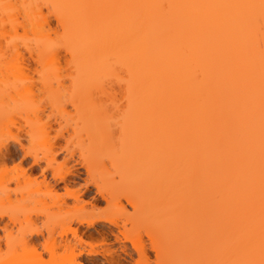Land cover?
I'll return each mask as SVG.
<instances>
[{
  "label": "bare ground",
  "instance_id": "obj_1",
  "mask_svg": "<svg viewBox=\"0 0 264 264\" xmlns=\"http://www.w3.org/2000/svg\"><path fill=\"white\" fill-rule=\"evenodd\" d=\"M61 50L69 88L60 75ZM33 64L50 102L34 106L37 119L29 123L36 124L28 132L46 158L26 151L21 136L13 138L32 165L56 160L43 114L48 108L64 119L61 105L71 96L76 115L59 131L66 154L79 149L89 173H101L110 158L120 181L111 187L96 177L98 191L123 208V200L139 202L138 209L149 203L135 222L148 221L145 231L164 254L159 264H264V0H0V77L25 74ZM8 80L0 81L6 85L0 83V94L18 89ZM4 136L0 130V164L15 156ZM64 172L49 180L42 169L35 178L46 190H30L27 200L39 214L49 213L38 207L41 195L58 208L75 195L67 185L65 195L58 191L60 181L67 183ZM84 209L77 208L73 220L93 225ZM104 220L117 226L114 218ZM68 225L60 241L51 231L29 232L35 250L40 245L50 252V264H85L67 232L85 241L71 219ZM98 232L104 242L105 232ZM131 242L145 254L140 239ZM102 254L117 261L113 252ZM37 259L26 264L42 262V253ZM13 264L22 263L15 258Z\"/></svg>",
  "mask_w": 264,
  "mask_h": 264
},
{
  "label": "rangeland",
  "instance_id": "obj_2",
  "mask_svg": "<svg viewBox=\"0 0 264 264\" xmlns=\"http://www.w3.org/2000/svg\"><path fill=\"white\" fill-rule=\"evenodd\" d=\"M52 19L56 24V19L53 16ZM22 30V28H18V34H20V36L23 33ZM21 45L20 47H22L21 51L24 54V58L28 61L30 59L28 51L25 49V47H23V45ZM66 60L67 55L63 50H61V64L63 65V69L61 70L60 75L61 78L63 76V80L66 77V80H64L66 83H63L66 84V87L68 86L69 88L70 83L68 82H70V80L68 81V78L66 76L69 75V67L65 65ZM34 67L35 65L33 64L29 70H26L25 74L27 73V77L25 76V74L20 73H17V76L11 73L10 75L6 76V78L0 77L1 79H4H0V81L6 82L9 81L8 79H10V82H14V78H18V80L21 78L23 81V84H21L25 85L22 86L19 85L20 83L17 84L18 80L16 79V82H14L13 85L15 86L16 83V85L18 86L17 90L19 92L10 86V93L6 92L8 94H0V130H3L5 132L4 137L8 139L7 141L13 144L12 151L15 153V156L12 159H10L4 164H0V212L5 211L7 213L6 215L0 217V264H13V260L15 258L19 263L22 264H26L30 261H34L36 263L38 262L37 258L39 253H42V262H40L39 264H50L52 258L50 252L42 250V247L40 245H38V248L35 250L34 244H36V242H33L29 239V232L31 230L37 229L42 231L44 234H47L49 231H51L57 237L58 241H60L59 235L64 231V229L68 228V223L70 219L71 225L73 227H78V232L82 235L85 241L83 244L75 242L73 234L67 232V236L69 237V239H71L73 243H75L74 252L76 254H79L81 252L78 255V261H82L85 264H138L137 261L139 259H145L149 262V264H159L163 260L164 254L163 251L157 250L158 246H156V244L158 243L156 241L158 240H152L151 238L153 237L151 236L153 234H151L150 236L145 231L144 227L147 226L148 221H146L147 223L140 222V224H138V221L135 222V220H137L138 218L140 219L144 217L143 214L146 213V210H144L145 206L149 203L145 204L141 201H144V199L146 200L148 196L144 195L145 197H147L142 198L143 200L140 199L141 197L139 198L140 203L145 204H140L141 207H139V209H143L144 207L143 211H145V213L142 212V210L138 209L139 202L137 203L138 205L134 203V207L132 206L133 204L130 205L126 200H123V204L125 205V207H121V204H118L119 202L115 203V201L111 199V196L109 194L102 195L98 191L97 186L93 183V179H95L96 177L98 178V180L97 178L96 180L100 181L101 184L103 183L102 180L104 179L106 181H104L106 185L107 183L108 185L111 184V187L116 186V184L120 181L121 177L119 178L116 171L118 169H115L113 167V162L111 163L112 160L110 161V158H104V163L106 165L104 166V169L102 168L104 171L102 170L101 173H98L96 171H92L89 173L86 168L79 163L81 159V152L78 151L79 149H76L77 151L75 150L76 152L73 157L66 154L65 147L67 146V139L63 136H60L59 131H61L63 128L66 129L65 127H67V122L70 123V119H72L71 121H73V117H75L76 115V109L74 107L75 105L73 106V103L70 101L72 100L71 96L70 100L69 98H66V103H63L61 105V107L64 105L63 107H66L65 109L67 110L66 113L68 112L67 115L65 114L66 117H64V119H62V117L60 118V116L62 115L60 113L63 112L64 114L65 110L62 109L63 107L61 108L59 106V108H57V111L60 114L58 117L55 118V116H53L54 114L52 113L51 114L53 117H50L51 114L49 112L51 111V109L48 110L47 105V109L45 110V113L47 114H43L44 116L46 115V117L43 119H45L50 125L48 135L49 143H52L54 145L56 151V160L52 163L51 166H49V162L47 161L48 159H45L46 156L44 155V152L42 150L43 148L41 147L38 138L35 136H31L28 132L30 128L33 129L32 125L34 123V120L33 122H31L32 125L29 122L34 118L37 119V117L33 113L34 106L39 103L42 104L43 101L47 104H49L50 102L48 101L49 96L48 98L46 96V92L48 93L49 90L47 91V88L43 86V81L42 83L39 82L41 78V71H34ZM25 78L30 81L34 80V82L27 81L25 80ZM26 83L28 85H31L32 87H35L29 89L31 86L28 87ZM4 85L2 84V88ZM40 85L43 86V88L39 90V88L37 89V87H41ZM24 88L26 89V91H28L30 95L24 90ZM22 90L24 92H21ZM69 90L70 89H66V91ZM32 93L33 96L31 95ZM62 94L63 96L65 94L64 97H68L66 96L67 92H64ZM29 103L30 106H27ZM30 108H32V110ZM60 109L62 110V112H60ZM5 110L7 111L4 112ZM48 114H50L49 118L47 117ZM29 125L31 126L29 127ZM70 131H72L71 128ZM64 133L67 136L68 133L66 134V131H64ZM17 135L21 136L26 151L37 150L39 157H45L41 161V166L32 165V157L28 156L24 158L25 150H23L21 146L16 143L13 139L14 136ZM74 147L75 145H71V148ZM42 169L46 170V175L49 180H53L55 172L65 171L64 173L67 177V183L65 184L60 181L58 191L61 194L65 195V186L67 185V188L69 190L68 193H75V195L73 196L70 194L71 196L66 198L67 204L64 205L63 208H58V206H56L57 204L55 205V199L50 197L49 195H41L44 201L41 205H38V207H40L42 210L43 208H49V213L44 212V214H39L42 211H38L35 202H28L27 197L30 190H46V185H41L37 187L34 182L35 178H42ZM100 171L101 170H99V172ZM101 176L103 177V179H101ZM103 185L105 184L103 183ZM145 189L143 190L146 191ZM137 190L139 189L137 188ZM76 195L79 196L80 200H77L75 198ZM144 196L142 195V197ZM82 207H85L83 213H85L86 218L95 220L93 225L89 226L84 222L79 223L73 220L76 216V209ZM105 217L114 218L117 222V226L106 222L104 220ZM98 230H103L105 232L106 238L104 242L102 241L104 236H102L98 232ZM117 236L119 239L116 238ZM138 239H140L141 242L139 243H141L145 249L144 255H141L131 242L132 240L137 241ZM122 245L125 246V251L122 250ZM103 252H113L116 256L117 261L110 263L105 258V256H103ZM59 253H64V247H60Z\"/></svg>",
  "mask_w": 264,
  "mask_h": 264
}]
</instances>
